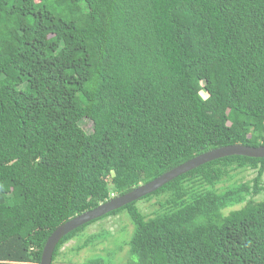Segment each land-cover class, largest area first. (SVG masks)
I'll return each instance as SVG.
<instances>
[{
    "label": "trees",
    "instance_id": "obj_1",
    "mask_svg": "<svg viewBox=\"0 0 264 264\" xmlns=\"http://www.w3.org/2000/svg\"><path fill=\"white\" fill-rule=\"evenodd\" d=\"M235 144L264 146V0H0V264H39L59 225ZM121 212L120 264H264V157L177 176L51 264Z\"/></svg>",
    "mask_w": 264,
    "mask_h": 264
},
{
    "label": "water",
    "instance_id": "obj_2",
    "mask_svg": "<svg viewBox=\"0 0 264 264\" xmlns=\"http://www.w3.org/2000/svg\"><path fill=\"white\" fill-rule=\"evenodd\" d=\"M228 156L263 158L264 146L248 147L240 144H235L209 150L161 174L152 181L146 184L139 185L138 187L134 188L124 195L114 196L105 203H102L89 211L75 216L74 218L56 227V229H54L53 232L48 236L41 253L39 264H51L52 254L56 245L65 235H67L74 229L94 219L102 217L103 215L116 210L128 203L139 200L140 198L156 191L158 188L176 178L177 176L195 169L204 163Z\"/></svg>",
    "mask_w": 264,
    "mask_h": 264
},
{
    "label": "rangeland",
    "instance_id": "obj_3",
    "mask_svg": "<svg viewBox=\"0 0 264 264\" xmlns=\"http://www.w3.org/2000/svg\"><path fill=\"white\" fill-rule=\"evenodd\" d=\"M202 96L206 97V93H202ZM81 129L86 133L91 132L92 125L88 120H82L79 123ZM253 172L251 171H242L235 173L232 182L237 181H247L253 178ZM230 181V183H231ZM228 183V184H230ZM225 185V184H224ZM261 196L256 197L260 199ZM155 199H152L150 202H137V207L145 214H149L155 210L153 205ZM239 206L228 208L227 211L238 208ZM133 226L130 223L125 212H121L115 216H109L99 220L85 229L86 234L91 233H100L105 235L102 237L101 241L97 242L93 247L85 248L79 253L74 252V247L77 243H80L85 235L77 237L75 240L70 241L61 248V255L57 257L54 264H81L86 259L92 258L99 254L103 258H109L114 264H120L127 254V246L124 244L129 238L132 232ZM103 231V232H102ZM124 242V243H123ZM122 244V250L119 252V247Z\"/></svg>",
    "mask_w": 264,
    "mask_h": 264
}]
</instances>
